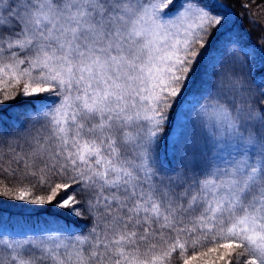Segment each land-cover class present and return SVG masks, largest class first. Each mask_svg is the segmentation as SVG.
<instances>
[{"label":"snow or ice","instance_id":"1","mask_svg":"<svg viewBox=\"0 0 264 264\" xmlns=\"http://www.w3.org/2000/svg\"><path fill=\"white\" fill-rule=\"evenodd\" d=\"M248 23L226 0H0V264H264Z\"/></svg>","mask_w":264,"mask_h":264},{"label":"trees","instance_id":"2","mask_svg":"<svg viewBox=\"0 0 264 264\" xmlns=\"http://www.w3.org/2000/svg\"><path fill=\"white\" fill-rule=\"evenodd\" d=\"M226 2L236 14L237 24L240 26L241 30H246L251 27L248 23L249 14L254 15L261 23H264V8L259 7L260 5H264V0H255V3L251 4V7L247 10L241 7V4L249 2V0H226ZM241 14L244 15L243 20L240 19ZM257 35L258 34L255 32L250 34L249 39L251 43H258Z\"/></svg>","mask_w":264,"mask_h":264},{"label":"rangeland","instance_id":"3","mask_svg":"<svg viewBox=\"0 0 264 264\" xmlns=\"http://www.w3.org/2000/svg\"><path fill=\"white\" fill-rule=\"evenodd\" d=\"M3 209L5 211H17V209L11 208L9 203H4L3 204ZM51 211H54V210L50 209V212ZM205 259H207V258L197 256V258L192 261V264H204Z\"/></svg>","mask_w":264,"mask_h":264}]
</instances>
